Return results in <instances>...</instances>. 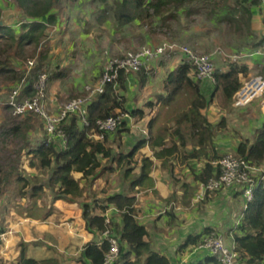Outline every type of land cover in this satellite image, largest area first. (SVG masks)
Masks as SVG:
<instances>
[{
    "label": "trees",
    "instance_id": "trees-1",
    "mask_svg": "<svg viewBox=\"0 0 264 264\" xmlns=\"http://www.w3.org/2000/svg\"><path fill=\"white\" fill-rule=\"evenodd\" d=\"M3 1L0 0V22L3 20L4 14ZM7 1L14 2V5L25 13L27 20L19 26L0 24V78L16 83L15 86L23 84V94L31 96L36 94L35 86L39 83L42 75L48 76L49 81L52 80L49 51L41 50L40 46L42 40L48 36V29L58 22L59 15L56 8L61 7L62 0ZM146 1L123 0L117 5L115 15L118 19L131 21L145 16L150 17L149 10L151 8L154 9L155 14L159 15L162 12L161 7L167 6L171 2L184 6L194 0H155L150 1L148 6L143 8ZM248 2L250 5H261L260 0H241L242 4H249ZM247 14L245 22L248 24L251 16L250 10ZM261 45H264V37L258 42V46ZM30 58L33 59L31 61H34V64L27 68L26 63L30 61ZM142 70L139 71V75L142 84H146L149 74H152L153 70L148 72L145 69ZM55 75L61 77L64 72L56 71ZM127 76V72L122 71L117 82L108 83L105 91L90 102L83 113H72L60 123L65 131L66 146L59 147L56 142H49L45 127V136L27 153L32 156L30 166L47 173V175L45 178H41L38 174L32 177L19 174L17 183L22 182L23 184L19 189L20 196L18 197L22 202L33 200L30 202L32 205L28 208L29 211L26 212L34 218H44L51 214L54 210L51 203L54 200L78 201L83 209V218L89 232L98 237V235L102 236L105 230L110 229L118 239L120 251L114 264H172L171 258L155 250L151 241L147 239L149 231L146 225L139 220L136 196V190L139 188L152 187L155 184L151 175L154 161L143 155L140 150L148 145L151 147H156L158 144L163 145L161 135L164 133H158L153 139L140 137L128 152L118 151L117 146L120 145L113 146L110 143L113 142L111 138L114 133L129 130L127 121L116 131L105 134L103 139L95 137L100 132L97 124L99 119H105L119 112H130L131 116L138 118L146 115L142 109L127 108L123 95ZM248 77V65L241 61H231L228 63L227 70L216 69V81L211 90L202 91V81L196 78L194 65L190 61L185 59L167 73L163 81L164 92L157 95L156 102L163 105L174 101L184 86L191 88L192 100L188 109L175 115L174 124L170 127L171 135H177L179 143L156 152L157 157L163 159L165 166L170 167L172 165L170 164L171 156H175V153L179 152L180 148L191 140L193 144L199 146L195 152L197 156L207 153L210 148L213 150L205 162L203 171L196 174L195 179L203 184L214 175L216 166L213 162L226 155L215 150V133L217 129L226 126V120L222 118L218 124H213L206 109L215 98L219 100L223 108L232 105L235 93L243 86ZM154 103V101H149L146 106L152 107ZM30 114L19 117L30 116ZM41 119L45 126L44 119ZM153 121L154 118L148 124L149 131ZM259 122L254 132V139L242 137L233 153L255 166L264 163V117ZM19 128L18 125H15L12 130L18 132ZM113 163L124 167V174L129 179V188L109 193L102 201L93 196L95 201L101 202L99 205L94 206L88 200L81 201L87 188L96 178L115 171ZM136 169H139V172H135ZM3 172L2 165H0V194L5 192L3 184L9 183V178L5 180ZM183 187L187 197L188 193H191V187L187 183ZM47 190L50 191L51 201L48 210L43 212L41 211L43 206L36 198H39ZM211 194L213 193H208L205 198ZM24 204L26 203H21V205ZM3 212L5 213V211H1V213ZM107 212L111 217L109 222L107 221ZM240 216L231 230L233 243L239 252V259H244L250 264H264V179L261 177L257 179L253 200L246 204ZM214 230L213 227H206L201 232L188 235L183 241L181 249L192 251L201 243L204 235ZM4 231L5 229L0 228V232ZM1 243L2 239L0 238V245ZM27 247L28 243L25 241L20 243L17 262L12 264H61L57 257L44 259L29 257ZM109 249L110 243L107 239L99 241L95 238L85 244L75 264H103ZM0 264H5L1 255ZM190 264H219V262L216 257L208 254Z\"/></svg>",
    "mask_w": 264,
    "mask_h": 264
},
{
    "label": "rangeland",
    "instance_id": "rangeland-1",
    "mask_svg": "<svg viewBox=\"0 0 264 264\" xmlns=\"http://www.w3.org/2000/svg\"><path fill=\"white\" fill-rule=\"evenodd\" d=\"M116 1L118 0H106V2L101 0H81L78 3V1L73 0H63V3L61 2L60 4L61 7L59 8L58 6L56 8L59 15L58 22L55 23L57 29L53 27L50 28V30L48 29V36L42 40L40 46L41 50H48L50 56L49 63L51 65L50 73L52 74V80L49 81L48 76H46L47 78L45 77V102L51 113H57L60 106L67 101L86 95V86L94 85L100 79L110 59L123 55L128 50H136L145 46L146 44L144 43L136 46L131 45V41L138 39L139 30L141 29H144V31L149 32L159 39V42L155 43L158 45L164 41H172L179 44L190 45L198 53L211 54L217 49L223 51L225 54H214L217 68L224 64L228 66V63L233 61L228 55H244L251 53L257 48L258 42L264 36V34L262 35V30H252L251 27L245 23V17L243 23L241 22V17H243L244 14V12L242 14L239 13V10H242L241 0H228L227 3L231 8L238 5L239 9L237 14L230 10L225 14L221 12L218 15H215V13L218 12L224 0H204L193 6L188 3L181 6L177 10L178 13L175 12L178 4L171 2L167 6L162 7V12L158 16L152 8L150 11V21L148 20V22L141 24L140 22H138V24L134 22L127 25L128 28L122 26L118 22V25L115 23L116 20L113 17L117 6ZM3 5L4 14L2 21L4 23L19 26L27 20L25 13L18 9L17 6L14 5V2L4 0ZM70 11L72 13H70ZM104 11H108L110 15L107 28H103V23H101L102 21L100 18L102 16L101 13ZM69 13L71 14L70 16H68ZM62 14L65 15V17H62ZM162 15L168 18L163 21ZM213 15L216 17L215 19H217L215 22L211 20ZM240 23L244 25L239 27L238 25H240ZM127 37H132L133 40H129ZM181 59V55L175 52L170 56L162 57V65L160 64L159 66L157 63V65L161 67V71L155 73L153 76L154 79L151 81V91H153V95L149 94L150 97L156 99L158 94H155V92L160 88L163 75H166V72L172 67L173 62H178ZM29 60L31 61L33 59L30 58ZM26 67H30V62L26 63ZM153 69H155L154 64L146 71H152ZM261 69L254 72L248 78L263 74L264 69ZM59 70L67 71L66 76H56L55 72ZM15 85L16 83L14 82L7 81L5 78H0V94H6L13 89ZM75 86H77L79 90L75 94H72L71 90ZM262 97H264V95ZM262 97H258L253 101L258 103L256 106H261L259 102ZM191 100L192 90L190 87L184 86L174 101L161 105V110H156L152 115V118L156 116L153 121L155 129L158 127L160 131L164 130V134L167 132L170 133V125H173L172 120L175 119V115L188 109ZM216 107L219 108L218 105H216ZM209 109L213 114L216 112V115H214L216 119L219 117V113H222L220 111H214L209 107L206 111ZM225 109L229 112L228 116L230 117L231 113L237 111L235 108L231 107V105L227 106ZM159 111L160 113H158ZM260 115H262L261 109L257 117ZM220 120L221 118L219 122ZM137 122L138 123L135 124L140 128L139 131L135 132L133 129H129L126 132L114 133L111 138V141H113L110 142L111 145H120L117 146V150L121 152L130 151L133 144L138 141L143 134L147 135V132H149L148 124L150 121L147 122V120H145L144 123ZM15 125L20 127L18 132L12 130V127ZM44 136L45 126L43 120L39 116L30 114V116L19 117L13 115L9 108L0 107V165H2L4 171L3 177H5V180L9 178V183L6 182L3 184L6 193L2 192V194H0V203L7 200V208L13 206V210H15L14 213L10 215L11 219L8 218V221H10L9 223H7L8 221L6 220L1 222L0 219V228L3 230L5 228V230L9 229L11 226L12 228H17V210L20 215L26 217L24 213L29 211L28 208L32 205L30 202L33 200H26V202L19 200V189L23 183H17L18 175L22 174L32 177L38 174L41 178H45L47 175V173H43L30 166L32 156L27 153L33 146L38 145ZM254 137L255 134H253L252 137L247 136V138L252 139H254ZM113 165L115 171L111 174L96 178L92 182V185L87 188L84 198H81V201L88 200L94 206L99 205L101 203L100 201H102L106 195L110 192L112 193V191L115 192L114 190L117 185L119 188L117 191L129 188V179H127L124 174V167H119L117 163H113ZM49 192L50 191L47 190V192L42 193L39 198H36L39 204L41 203L43 206L41 208L43 212L47 211L48 206H50L51 198ZM93 196L100 199V201H95ZM201 202L202 201H200V203ZM21 203L26 204L21 205ZM235 203L239 211L237 210V215L233 214L234 217H231L234 221L240 217L241 213L239 212L242 211L245 202L242 196L239 195ZM198 205L199 204H196L194 207L196 208ZM235 216H237L236 219ZM55 217L59 218L60 216L56 215ZM66 221H69L72 225V220L69 219ZM61 223H63L62 220H60L58 224ZM62 225L63 224H61V226ZM15 235L17 236V232ZM14 241V244H10L11 249H14V253L10 258H7L10 264L17 262V257L13 258V256L14 254L16 255L17 250L19 251L20 249V243L17 242V238ZM55 244L58 245L57 243ZM12 245H14V248ZM54 246H51L52 249H54L53 251L55 252V250H58L59 252V249ZM80 247L81 246H78V248ZM77 250L79 251V249ZM54 255L60 259L61 263L68 260L71 261L72 259L76 260L80 256V254L64 255L62 252L58 254L54 253ZM66 264L70 263L66 262Z\"/></svg>",
    "mask_w": 264,
    "mask_h": 264
},
{
    "label": "crops",
    "instance_id": "crops-1",
    "mask_svg": "<svg viewBox=\"0 0 264 264\" xmlns=\"http://www.w3.org/2000/svg\"><path fill=\"white\" fill-rule=\"evenodd\" d=\"M75 1H78L79 3L81 0ZM101 1L106 2V0ZM150 1L153 2L155 0H147L146 3L143 4L144 7H142L146 8ZM202 1L204 0H194L189 2V4L193 6ZM121 2H123V0H118L116 1V4L118 5ZM227 3L228 0H224V3H221L222 5L218 9V12L215 13V15H218L221 12H223L222 14H225L230 10L233 13L237 14L239 9L238 5H235V7L231 8L227 5ZM180 7L181 6L178 5L175 12L178 13L177 10ZM241 7L243 11L240 9L239 13L242 14L244 12L245 14V16L243 14V17H241V22L243 23L244 17L248 15L247 12L248 10H250L251 16L250 20H248L249 27H251V29L254 31L262 30L261 32L263 35L264 10L262 5H250V3H243ZM151 9L149 11H151ZM70 13L72 12L70 11ZM70 13L68 14V16L71 15ZM101 14L102 16L100 18L102 21L101 23H103V28H107L110 20L109 12L104 11ZM62 17H65V15L62 14ZM113 18L116 20L115 23L117 25L118 23H120L124 27H127V25H130L134 22H136L137 24L138 22H140L141 24L144 22H148V20H151L150 17L146 16L131 21L123 20L122 18L118 19L116 15H114ZM167 18L168 17L162 15L163 21H165ZM215 18L216 17L214 15L211 17L212 22H215V20H217ZM242 23H240V25L238 26L240 27L244 25ZM52 27L57 29V25L55 24L50 28ZM139 31L140 33L138 35V39L131 41L132 46L140 45L141 43L152 46L158 45L155 43H158L159 39H157L155 36L151 35L149 32L144 31V29H141ZM127 38L129 40L132 39V37ZM262 46L263 45L257 46L256 49L261 48ZM252 53H254V50L249 53L248 56L244 57L241 60V63L249 66V77L259 69H264V54ZM179 55H181L182 59L178 62H173L172 67L166 72V75L179 63L186 59V57L181 53H179ZM161 59L162 58H156L151 63V65L154 64L155 69H153L152 75L149 74V80L146 84H142L139 71L127 73L128 76L126 80V89H124L123 91L127 107L131 106L129 107L131 110L134 108H139L144 110V112L146 113V115L142 118H138L132 115V120L128 122V127L129 129H133L135 132L140 130V128L135 124L138 123L137 121L144 123V121L147 120V122H149L156 110H161L162 108L161 103L156 102V99H153L149 95L153 92L151 91V81L154 79L153 76L155 75V73H159L161 71V67H159L160 64L162 65ZM157 63L159 66L157 65ZM218 68L227 70L228 66L224 64L223 66ZM61 72H64V75L62 77L66 76L67 71L63 70ZM166 75H163L160 88L155 92V94L164 92L163 81ZM201 81L202 91H210L213 87V82L208 79ZM78 90L79 88L75 86L71 90V92L72 94H75ZM149 101L155 102L152 107L146 106L147 102ZM257 104L258 103L256 102H252L247 107L242 108H236L232 104L231 107L237 110L231 113L232 118L228 116L229 112L221 106L219 100H217L216 98L209 104V108H212L214 111L216 110L222 112L221 114L219 113V117L216 119L214 117V115H216V112H214L213 114V112L211 113L210 109L206 111L210 121L213 124H218L220 118V121H222V118H225L226 120V126L217 129L215 133L216 136L214 138V147L218 153H234L237 148L238 142L242 137H252L257 125H259L260 123L259 120L264 117V97L260 99L259 104L261 106H256ZM216 105H218L219 108H217ZM259 108L262 111V115L257 117V114L260 112ZM158 113H160V111ZM153 118L155 119L156 116ZM130 122L132 123V125ZM172 123L174 124V119L172 120ZM171 126L172 125H170V127ZM157 129L158 127L155 129V124H153V126L150 128V131L147 132V135L143 134L141 138L153 139L156 137V135H158V133H163L164 131H160L159 129ZM161 137L164 142L163 145L158 144V146L156 147H151L148 145L140 150L143 155L150 157L154 161L151 175L154 179L155 184L152 187L146 186L139 188V190H136L137 205L139 208L138 217L139 220L146 225L149 231L147 239L151 241L152 246L155 250L160 251L161 253H164L169 258H171L172 264H190L193 261L204 258L208 254L204 251H186L181 249V245L187 238V236L193 233L201 232L206 227H213L215 230L221 232L225 236L228 243L232 244L233 237L231 235V230L238 219L234 221L231 217L233 216V214L237 215V212L239 211L235 201L239 195L242 196L244 202L245 199L238 188L229 187L211 194L210 196L205 198V201L202 200L201 203V200L197 201L196 194L199 191L201 184L198 180L195 179V175L203 171L205 162L208 159V156L213 153V150L210 148L208 149L207 153L197 156L195 152L197 151L199 146L193 144L192 141L189 140L188 144L180 148L179 152L175 153V156H171L170 164L172 165L168 167L163 164L162 158L157 157L156 152H159L163 148L172 147L175 143H179V139L177 135H171V133L169 132H167L166 134H162ZM57 142L58 146L61 147L58 139ZM135 172H139V169H136ZM185 183L189 184L191 187V193H188L187 197L185 196V194L187 195V193H185V189L183 187ZM118 189L119 188L117 185L114 191H117ZM51 204L54 207V210L51 212V214L47 215V217L44 218H34L32 216H29L27 212L24 213L26 217H23L17 210V228L13 227V231V228L11 226L4 232H0V238L2 239V243L0 245V255L4 258L5 264H10L9 261H7V258H10V256L14 253V249H11L10 244H14V240L16 238L17 242L19 243H21L22 241L28 243L27 254L29 257H33L36 259L57 257L54 255V253L58 254L59 252L64 253V255L81 254L85 244L94 240L95 238H97V240L99 241L103 239L101 235L95 237L93 233L89 232L86 229V222L83 218V209L81 208L78 201L69 202L63 199H57L52 201ZM196 204L199 205L195 208L194 205ZM7 206V200H4L0 203L1 221H8V218L11 219L10 215L15 211L13 210V206L11 208H7ZM245 206L246 203L244 204L242 211L239 213L242 214ZM1 211H5V213L3 212V214L1 213ZM56 215L60 216L61 218L55 217ZM236 217L237 216H235V219ZM69 219L72 220V225L69 221H66ZM60 220L63 221V223H61L63 224V227L61 226V224H58L60 223ZM9 222L10 221H8L7 223ZM16 232L17 236L15 235ZM3 234L4 236H2ZM4 237L5 240L3 239ZM55 243H57L58 245H56ZM51 246H54L55 248L57 247L59 249V252L58 250H55L54 252V249H52ZM78 246L81 247L78 248ZM12 247L14 248V245H12ZM77 249H79V251ZM19 251L17 250V254H14L13 258L17 257L18 259ZM75 261V259H72L71 261H64L61 264H66V262L75 264ZM237 264L250 263L246 262L244 259H239Z\"/></svg>",
    "mask_w": 264,
    "mask_h": 264
},
{
    "label": "built area",
    "instance_id": "built-area-1",
    "mask_svg": "<svg viewBox=\"0 0 264 264\" xmlns=\"http://www.w3.org/2000/svg\"><path fill=\"white\" fill-rule=\"evenodd\" d=\"M260 1L264 10V0ZM175 52L184 55L186 60L194 65L197 79H208L213 83L216 81L215 73L217 66L214 60V54H225L223 51L217 49L211 54L198 53L190 45L164 41L160 43V45H145L136 50H128L123 55L110 59L100 79L94 85L86 86V95L73 98L62 104L57 113H51L45 102L46 75H42L39 83L36 84L35 88L37 92L34 95H24L22 91L23 84L15 86L4 95L0 94V107L9 108L15 116L34 113L43 118L47 130L48 141L58 143V139L61 147H64L67 144V140L65 131L60 126V123L66 119L68 115L77 112L83 113L86 106L105 91V87L108 83L117 82L122 71L130 73L138 72L142 69L149 70L151 63L156 58L170 56ZM254 53L264 54V45L254 50ZM248 55L249 54H233L228 56L231 57L233 61H241ZM29 62L30 65L34 64V61ZM263 95L264 73L248 78L244 82L243 86L234 95L233 106L236 108L246 107L256 98ZM131 120L132 116L130 112H119L105 119H99L97 124L100 132L96 134V139H103L105 134L116 131L122 127L125 121L129 122ZM214 164L216 166L214 175H212L206 183L201 184L196 194L197 201L204 200L208 193H214L229 187L238 188L244 196L246 204L253 200L257 179L259 177L264 179V163L260 166H255L245 159L239 158L233 153H229L214 161ZM106 216L109 222L111 218L109 212L106 213ZM2 236H4V234ZM102 237L103 239H107L110 243V249L105 256L103 264H114L119 257L120 251L118 239L110 229L105 230ZM3 239L5 240V237ZM193 251H204L216 257L219 264H237L239 260V252L235 244L228 243L225 236L217 230L204 235L201 243L194 247Z\"/></svg>",
    "mask_w": 264,
    "mask_h": 264
},
{
    "label": "water",
    "instance_id": "water-1",
    "mask_svg": "<svg viewBox=\"0 0 264 264\" xmlns=\"http://www.w3.org/2000/svg\"><path fill=\"white\" fill-rule=\"evenodd\" d=\"M0 24H4V22H3V21H1V22H0Z\"/></svg>",
    "mask_w": 264,
    "mask_h": 264
}]
</instances>
